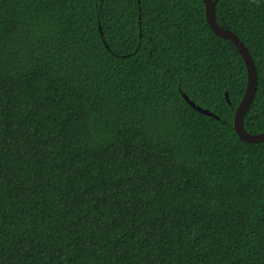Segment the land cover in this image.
<instances>
[{"label":"trees","instance_id":"16d2710c","mask_svg":"<svg viewBox=\"0 0 264 264\" xmlns=\"http://www.w3.org/2000/svg\"><path fill=\"white\" fill-rule=\"evenodd\" d=\"M215 10L264 133V0ZM246 85L202 0H0V264H264Z\"/></svg>","mask_w":264,"mask_h":264},{"label":"water","instance_id":"95a60500","mask_svg":"<svg viewBox=\"0 0 264 264\" xmlns=\"http://www.w3.org/2000/svg\"><path fill=\"white\" fill-rule=\"evenodd\" d=\"M202 1L205 5L206 19L210 29L217 37L230 41L235 46V48L238 50L241 57L243 58L247 69V85H246L245 93L241 102L236 108L234 114V120H233L234 130L238 135V137L244 142L262 143L264 142V133L250 134L246 131L244 126V116L254 100L258 87V74L252 55L250 54L249 50L246 48L245 44L240 40V38L234 32L218 24L216 19V10H215L218 0H202ZM225 95L227 102L230 103L228 93L226 92ZM183 98L190 106H192L198 112L219 120V118L216 115H214L212 112H210L208 109H204L202 107L196 106V104L192 102L185 94H183Z\"/></svg>","mask_w":264,"mask_h":264}]
</instances>
